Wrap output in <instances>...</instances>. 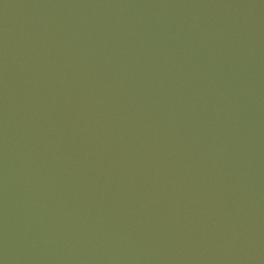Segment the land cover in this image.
<instances>
[{"label":"water","instance_id":"water-1","mask_svg":"<svg viewBox=\"0 0 264 264\" xmlns=\"http://www.w3.org/2000/svg\"><path fill=\"white\" fill-rule=\"evenodd\" d=\"M0 264H264V0H0Z\"/></svg>","mask_w":264,"mask_h":264}]
</instances>
